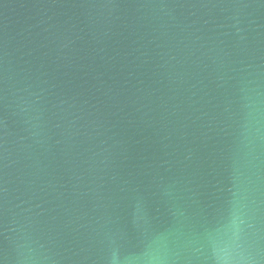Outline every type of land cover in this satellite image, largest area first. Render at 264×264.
I'll use <instances>...</instances> for the list:
<instances>
[{"label":"water","instance_id":"water-1","mask_svg":"<svg viewBox=\"0 0 264 264\" xmlns=\"http://www.w3.org/2000/svg\"><path fill=\"white\" fill-rule=\"evenodd\" d=\"M0 264H264V0H0Z\"/></svg>","mask_w":264,"mask_h":264}]
</instances>
